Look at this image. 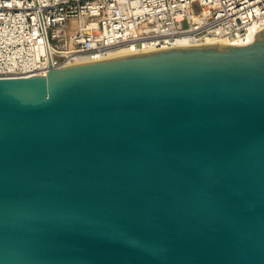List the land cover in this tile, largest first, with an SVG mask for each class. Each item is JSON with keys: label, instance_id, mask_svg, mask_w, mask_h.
Wrapping results in <instances>:
<instances>
[{"label": "water", "instance_id": "obj_1", "mask_svg": "<svg viewBox=\"0 0 264 264\" xmlns=\"http://www.w3.org/2000/svg\"><path fill=\"white\" fill-rule=\"evenodd\" d=\"M0 264H264V28L0 77Z\"/></svg>", "mask_w": 264, "mask_h": 264}, {"label": "built area", "instance_id": "obj_2", "mask_svg": "<svg viewBox=\"0 0 264 264\" xmlns=\"http://www.w3.org/2000/svg\"><path fill=\"white\" fill-rule=\"evenodd\" d=\"M264 28V0H0V77L45 72L178 37L245 45Z\"/></svg>", "mask_w": 264, "mask_h": 264}, {"label": "bare ground", "instance_id": "obj_3", "mask_svg": "<svg viewBox=\"0 0 264 264\" xmlns=\"http://www.w3.org/2000/svg\"><path fill=\"white\" fill-rule=\"evenodd\" d=\"M210 44V43H218V44H227L226 42H223V41H220V42H214V41H209V42H207V44ZM184 45H193V44H191V43H188L187 41H186V38L185 37H178V39H177V41H176V43H175V45L174 46H184ZM143 51H145V50H143ZM136 51H134V52H132V51H130V50H120V51H118V52H116V53H113V54H111V55H109L108 57H112V56H117V55H123V54H129V53H135ZM137 52H140V51H137ZM107 58V57H106ZM86 61V60H85ZM85 61H83V60H79V61H77V62H85ZM87 61H92V60H87ZM77 62H75V63H77Z\"/></svg>", "mask_w": 264, "mask_h": 264}]
</instances>
